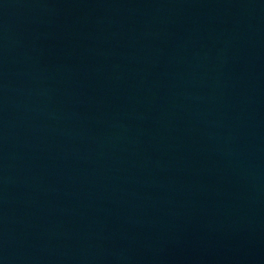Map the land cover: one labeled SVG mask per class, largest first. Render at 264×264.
<instances>
[{"label":"water","instance_id":"1","mask_svg":"<svg viewBox=\"0 0 264 264\" xmlns=\"http://www.w3.org/2000/svg\"><path fill=\"white\" fill-rule=\"evenodd\" d=\"M0 264H264V0H0Z\"/></svg>","mask_w":264,"mask_h":264}]
</instances>
